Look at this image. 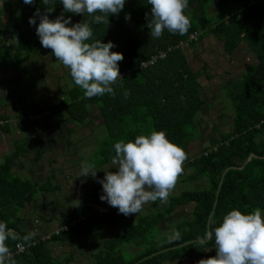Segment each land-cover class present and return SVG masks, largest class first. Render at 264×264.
Returning <instances> with one entry per match:
<instances>
[{
  "label": "trees",
  "instance_id": "16d2710c",
  "mask_svg": "<svg viewBox=\"0 0 264 264\" xmlns=\"http://www.w3.org/2000/svg\"><path fill=\"white\" fill-rule=\"evenodd\" d=\"M16 1L20 16L12 13V25L9 23L2 33L7 37L2 49L9 50L5 44H13L18 52L29 56L37 54L42 49L36 34L39 17H36L35 25L29 24V18L37 9L44 13L45 6L41 0H34L31 5L23 3V0ZM5 4L10 6L11 1H3L0 16L6 8ZM53 4L54 10L48 13L50 19L63 13L65 19L71 17V24L91 20L86 13H65L61 0H50L49 8ZM150 11L148 0H126L118 15H109V24L90 25L93 40L111 41L115 45L111 51L123 54L124 59L119 62L123 79L113 85L115 96L106 94L88 99L74 90V95H68L70 101L66 105L49 103L41 107L31 102L25 104L12 120L0 121V129L15 125L24 134L32 125L44 123L45 119L52 122L55 117L63 119L61 123L56 121L55 125L76 123L83 126L85 122H90L85 127L92 124L94 114L91 108H96L104 122L103 129L107 130L114 143L120 139L134 140L141 131L162 130L188 155L190 145L196 143L201 135L200 112L209 102L203 100L196 84L199 74L207 68L201 66L193 72L189 67L190 56L200 62L206 47H213L211 40L216 39L227 55H232L236 48L241 47L249 58H254L255 61L246 67L239 80L231 75V79L226 81L232 85L238 80L237 94L233 93L236 88L231 94L226 88L233 107L230 118L232 132L225 135L219 131L217 138L201 149L198 156L191 157L189 165L192 173L178 178V182L183 184L203 180L205 187L194 191L181 189L175 195L171 193L166 204L159 200L150 202V208L157 209L156 213L140 215L138 221L124 218V225L120 216L108 221L105 227L119 224L120 230L107 241V252L96 255L97 264H185L188 258L202 257L207 250L215 249L214 237L202 246L195 243L196 238L208 230L210 220L216 221L215 227L232 209L247 213L260 207L264 212V0H188L185 13L190 18L191 27L183 36L165 30L160 38H153L147 28L146 13L150 14ZM126 14L130 19L126 20ZM246 59L243 58L242 63ZM201 64L209 65L204 59H201ZM63 68L64 74L70 75ZM224 113L229 114L226 108ZM29 117L35 119L29 120ZM66 140L67 137H64L62 142ZM37 144L34 142L35 146ZM38 146V149L34 147L35 160L41 159L45 150L44 144ZM101 153L105 156V163L115 155L114 151ZM20 154L16 150L0 164V221L6 222L22 237L27 233L19 227L23 221L21 210L39 191L49 189L47 184L51 180L38 188L37 183L16 177L11 171V163ZM189 204L192 206L190 220L168 223L181 232V239L174 244L167 243L170 230L163 232L161 225L173 215L175 208ZM64 216L66 220L58 229H67H60L57 235L41 240L33 238L31 246L25 245L22 240L8 241L17 264H50L54 260L48 249L49 242H70V236L81 237L90 232L93 223L83 216L80 209H73ZM72 220L78 222L70 226ZM151 233H154L151 243L142 241L143 235ZM158 235L165 240L161 247H156L154 242ZM124 243L140 246L143 249L140 256L124 258L120 250ZM18 244L24 247L23 251L18 250Z\"/></svg>",
  "mask_w": 264,
  "mask_h": 264
},
{
  "label": "clouds",
  "instance_id": "9594fccd",
  "mask_svg": "<svg viewBox=\"0 0 264 264\" xmlns=\"http://www.w3.org/2000/svg\"><path fill=\"white\" fill-rule=\"evenodd\" d=\"M125 2L61 0L65 13H86L91 17L88 22L71 24V17L65 19L63 13L50 19L48 13L54 10L55 5L49 8L50 0H41L45 6L44 13L37 9L29 18V24L35 25L36 17H39L36 34L42 47L51 49L56 60L69 70L84 98L106 94L115 96L113 85L123 79L119 70L123 54L111 51L115 47L111 41L93 40L90 25L109 24V15H118ZM23 3L31 5L34 0H23ZM148 5L151 11L146 13L147 28L153 38H160L165 30L181 36L187 34L191 27L190 18L185 13L188 0H148ZM125 18L130 19V16L126 14ZM114 152L111 162L116 171H104L103 179L97 181L102 185V201L125 216L140 213L150 202H168L184 171L187 153L171 142L165 131L149 129L147 133L141 131L134 140L120 139L114 143ZM96 175L95 164H81L78 177L96 178ZM215 223V220H210L208 230L203 236H198L195 243L202 246L214 237L216 254L199 260L197 264H264V212L260 207L247 213L232 209L223 215L218 226L213 227ZM34 235L29 232L20 237L6 222L0 221V264H17L8 245L9 240H22L31 246ZM180 239L181 232L176 228L170 229L167 243L174 244Z\"/></svg>",
  "mask_w": 264,
  "mask_h": 264
},
{
  "label": "crops",
  "instance_id": "0c3cea01",
  "mask_svg": "<svg viewBox=\"0 0 264 264\" xmlns=\"http://www.w3.org/2000/svg\"><path fill=\"white\" fill-rule=\"evenodd\" d=\"M16 0L11 1V5L5 4V10H3L1 16H0V48L2 49V45L6 43L7 37L6 35H3L2 33L5 31V27L13 20L12 13H15V15L18 17L20 16L19 11L16 8L13 7V5L16 6ZM0 6H3L0 2ZM12 25V23H10ZM9 48V50L2 49L1 51L4 52L2 54L0 52V59L2 57L10 56L11 57V66H0V121L1 120H7L10 121L13 118H15L19 112H21V109L23 106L28 103L33 102L37 106L44 107L48 105L49 103H58L61 104L62 100L61 97H69L67 92H62L61 86L57 85L54 86L52 84L51 86H48L46 82L51 81L49 79V73L48 69L51 64H54L57 62L58 67L60 68V62L56 60L54 55L52 54L51 49H46L42 47V49L34 55H28L24 54V52H18V50L15 48V45L13 44H5ZM223 50V49H222ZM222 55V53H220ZM226 54V53H225ZM227 55V54H226ZM229 59L225 60L223 66L228 65L231 63V60H235L237 67L241 68V72L238 74V77H235V79H240L242 73L246 70V67L253 63L255 60L254 58H249L245 54V50L241 47H238L235 49L234 53L232 55H227ZM247 58L246 60L249 61L247 63L244 61L242 63L243 58ZM212 61H217V59L214 57ZM22 63H27L31 66V70L35 73L40 72V82H43V86H40L39 88L34 89L33 86H25L22 84L23 81V70ZM21 64V65H20ZM20 65V66H19ZM45 65V66H43ZM222 65V60H221ZM202 67L207 68L204 73H200L198 77L204 76L205 79L202 80V82H196L199 93L201 94V97L203 95H206L207 92L211 96L215 93H220L222 90H226L228 87L229 90H231V85H229V82H226L227 80L231 79L232 72L229 70H222V74L224 76H227L228 78L224 82H208L210 79L209 72H212L217 77L218 75L217 71L219 68L218 64H209L207 66L202 65ZM196 69L193 72H196L200 69ZM63 69V67L61 68ZM223 78V77H222ZM36 86H39V84H36ZM48 86V87H47ZM217 91V92H216ZM228 92V91H227ZM224 93V92H223ZM56 100V102H52V100ZM204 100V99H203ZM208 101L210 99H207ZM3 101V103H1ZM56 104V105H58ZM206 109V106L205 108ZM204 109L202 110V113L200 112L201 116L203 115ZM211 111L213 113V109L211 108ZM224 112V110H222ZM212 113H210L211 116L207 117V123H211L212 119ZM231 114V113H230ZM219 119L221 121H224L228 118V116L221 115L216 116L214 119ZM10 119V120H9ZM230 119V118H229ZM205 119L199 121H204ZM58 121V120H57ZM206 121V120H205ZM12 124V123H11ZM57 124L56 121L53 123L49 119H45L44 123H41L39 125H32L31 128L28 130L26 134H24L19 128H17L15 125H9L13 127V129H9V126L4 129H0V159L6 158L9 155L13 154L15 150V146L18 145L17 142H20L22 139L28 138L31 141V135L32 137L37 138L38 140H33L35 142H40L45 145V150L43 152V156L41 159L35 160L34 159V147H28L27 154L24 156H21L16 159L11 166V171L13 173L24 170L29 177L30 180H24V181H31V183L34 184H42L45 183L47 180L51 181H58L60 183L59 185H56L54 189L51 187L47 190H41V195L39 192L36 194L35 198L27 203L25 207L21 210V218L22 222L19 224V227L21 231L25 233L32 232L34 233V239L41 240L42 236H50L54 230L59 228L61 225H63L64 221L66 220L65 214H68L73 209H80L83 212V216L85 218H88V221L90 223H93V225L90 227V232L88 231L87 234H91L92 228H96L99 230H102L104 228H101V226H98V217L99 216H105L109 220L112 221L114 217H122L123 219L129 218V219H137V216L141 213H148L149 210H142L138 214H131L128 216H125L121 213H119L118 209H114L115 207L110 206L106 201H102L100 199L101 195H103V189L102 185L98 183L97 185L93 184L88 177H78L80 174V171H68L65 169V166L70 164H62V160L68 159L70 155H73L75 153V147L76 145L71 143V140L69 138L70 133H75L72 128L69 130L68 128H63L58 131L60 133L58 134L56 129L45 131L46 125H52ZM202 124V123H201ZM206 124V123H205ZM232 129V127H231ZM72 130V131H71ZM219 131V130H218ZM218 131L214 130V123L212 124V128L210 130V126L205 127L201 126L200 133L201 135H211L218 134ZM221 132V131H220ZM57 135L54 136L53 134ZM26 135V137H23ZM65 135V136H62ZM200 135V136H201ZM67 137V140L65 142H62V139H57V137ZM203 138V137H202ZM196 145H193L192 148H194ZM85 149H88L87 146H85ZM202 149V148H201ZM107 164H112L110 161ZM62 166L64 168L62 169ZM105 170L102 169V177L105 176ZM109 171V170H108ZM111 171H116V169L112 168ZM17 177V175H16ZM41 182V183H40ZM96 192V193H95ZM90 200V201H89ZM92 201V202H91ZM151 209V208H149ZM172 216V215H171ZM167 218L169 221H164L167 224L171 223L174 224L175 222H171L173 218ZM82 218V217H80ZM184 220V219H181ZM179 221V220H178ZM114 225V224H108V227H105V230L108 232V238L106 241L110 239V237L114 236L119 230L120 226ZM170 225V224H169ZM166 227H170V226ZM171 229V227L169 228ZM85 234V235H87ZM81 237H69L68 239L71 240L68 242L67 240H57V241H51L48 243V249L50 250V256L54 260L53 262L50 261L49 263L52 264H73V260L76 258V254L73 252L78 250H72L74 246L78 243L80 245L81 241H79ZM161 238L162 245L165 243V240ZM73 242V243H72ZM83 242V241H82ZM155 242V241H154ZM103 246H105V242H102ZM107 244V242H106ZM92 248V244L89 245ZM135 248L141 249L140 246H136ZM89 249V252L87 250H84L83 252H80L79 255L83 256L84 263L81 264H88L92 259L94 262H91L90 264H97V257L92 253V250ZM54 251H57L56 253L52 254ZM66 254L65 257L59 258L58 254ZM98 255V254H97ZM74 256V257H73ZM137 256H140L139 254L135 255L133 258H138ZM76 261V260H75ZM74 261V264L76 262ZM78 261V260H77Z\"/></svg>",
  "mask_w": 264,
  "mask_h": 264
},
{
  "label": "rangeland",
  "instance_id": "374dc122",
  "mask_svg": "<svg viewBox=\"0 0 264 264\" xmlns=\"http://www.w3.org/2000/svg\"><path fill=\"white\" fill-rule=\"evenodd\" d=\"M2 1H4V0H0L1 4H2ZM10 1H12V0H10ZM13 7L16 8L15 5H13ZM213 40H211L212 44L214 45V46L212 45L213 47L207 46L206 49L203 48L207 51H206V53H204L201 56V58H199L200 62L197 58H191V56H190L189 67L194 71L196 69H198L199 67H201L203 65V64H201V59L206 60L208 64H211V63L212 64H218L219 68H218L217 73L220 76L217 77L212 72H209L210 79L208 80V82H224L228 77L224 76L221 73L222 70H229L230 72H232L233 76L238 77V74L241 72V68H239V67H237V65H235L236 61L234 59L231 60V63H229L228 65L223 66L225 60H227L229 58L223 52L222 48L218 45L217 40L216 39H213ZM188 52L190 55V50H188ZM201 52H202V49L199 53H201ZM1 53L4 54L3 51H1ZM220 53H222V55ZM24 54H26V53L24 52ZM191 55H193V53H191ZM214 57L217 59V61H212V59ZM11 60L12 59L10 56L2 57L0 59V66H11L12 65ZM221 60H222V65H221ZM246 62L249 63V61H246ZM43 66H45V65H43ZM62 67H64V66L60 63V68H59L57 62H55L54 64H51L49 66L50 69H48V73H49V79L51 81L46 82V84H48V86H51L52 84H54V86H56V84H57V85L61 86L62 92H67L68 95L69 94L74 95L75 94L74 90L78 91L79 94L82 95L83 91L78 86H76L74 84V81L72 80L70 75L64 74V70H63L64 68L61 69ZM21 69L23 70V73H22V76H23L22 84L23 85H25V86H33L34 85V89L39 88L40 86H43V82L39 81L40 75H41L40 72L35 73V72L31 71V67L27 63H22ZM68 72H69V70H68ZM203 79H205V77L201 76L199 78V81L202 82ZM238 80L235 82V84H234V82H232L231 90L229 91L230 94H231L233 88H236L235 91H233V93L237 94ZM36 84H39V86H36ZM208 92L206 95L202 96V98L204 100H207V99H210V100L206 105V109H204L202 117L199 118L201 120H203V119L206 120V121L205 120L201 121V123H202L201 126H205V127L210 126V130H211L212 124L214 123V130L215 129L217 131L219 130V131H221L222 134H225V135H226V133H231L232 132L231 119H229V118H231V114L233 113V107H232V104L230 101V95L227 94L226 90H223L224 93L221 90L220 93H215L214 95H212V98H211V96L208 94ZM61 100H62V103H61L62 105H66L70 101L69 97H67V96H65V97L62 96ZM52 102H56V100L53 99ZM1 103H3V101H1ZM211 108L214 110L213 113L211 111ZM224 108H226V111L229 114H225L222 111V110H224ZM91 111L94 114V117H91V120H92L91 125L84 127L85 124L90 123V122H85L83 124V126L78 125L76 123H72L71 125L62 126L60 123L63 121V119L55 117L52 120L54 122L58 120L60 123L58 122L59 123L58 125H55V124H52L50 126L46 125L44 129H45V131L56 129L58 134L60 133V131H58V130L66 128V127L69 129L72 128L74 131H76L75 133L72 132L69 135L71 143L74 145L76 144V146H74L76 151L73 155H70L68 159L62 160V164L63 165L67 164V163L70 164V165L65 166V169L68 171L72 170L75 172L80 171L81 164L83 162L95 164V170L97 171L96 178H93L91 176H89V178L93 184L97 185L98 184L97 181L99 179H101V177H102V169L105 171H108V170H112V168L115 169L116 166L113 164H107L104 162L105 156H103V154L101 152L102 151H110V152L114 151V142L110 140L107 130L103 129L104 122L101 119V115L98 113L97 109L91 108ZM210 113H212V119L211 118H209V119L211 120L212 124L207 123L208 122L207 117L211 116ZM221 115L228 116V118L224 121H221V120L216 118V119H214V122H213V118H215L216 116L220 117ZM9 129L11 131V129H13V127L9 126ZM53 135L57 136L55 134H53ZM29 136L31 137V141H32V139L35 141L38 140L37 138L32 137L31 135H29ZM62 136H65V135H62ZM62 136L57 137V139L60 138L63 140L64 137H62ZM23 137H26V135H24ZM28 138H25V140L22 139L20 142H17L18 145L15 146V150H19V152L21 153L20 154L21 156H24V154L28 153L27 152L28 147H35L37 149L39 147L38 146L40 144L39 141H38V144L35 146L34 145L35 141H33L31 143V141L28 140ZM213 138H217V134L211 133V135H208V134L207 135H201L198 138L196 143H193L190 145L189 149L187 150V151H189L188 155H187V160L185 161L184 166H183L184 171H183L182 175H180V177H185V175L192 173V169L189 165V162H191V157L192 156H198L201 153V148L203 149L205 146H207ZM193 145H196V146L194 148H192ZM85 146H87L88 149H85ZM4 161H5V158H1L0 164L3 163ZM13 163H14V161H12L11 165H13ZM63 168H64V166H62V169ZM13 174L17 175V177L21 180H30L31 179L29 177V175L24 170L15 172ZM181 179H183V178H181ZM181 179H179V180H181ZM49 184H50V186H49ZM49 184H47L48 188L51 187L52 189H54V187L56 185H59L60 183H58V181H49ZM205 185L206 184L203 180H198L197 182L194 181V182L189 183V184L188 183L183 184V183L177 182L172 193H173V195H175L181 189H182V191H184L185 189H190L191 191L199 190V189H202L203 187H205ZM40 186H43V182H42V184H38V188ZM39 194L41 195V192H39ZM150 207H151V203H147L143 206V209H142L143 211L149 210L150 211L149 216H151L150 214H152V213L155 214L156 213L155 211H157V209H149ZM114 209H117V208H114ZM191 212H192L191 204L184 205L182 207H177V208H175L173 215L171 216V218H173L171 220V222H175L178 220L181 221V219L190 220ZM140 215H145V213H141ZM138 218H139V214L137 216V221H138ZM108 220L109 219L103 215L99 216L98 220H96V221H98V224H96V225L104 227V229L99 230L96 228L95 229L92 228L91 234H87L84 237L79 239V241H81L80 245L77 243L76 246H74L72 249V250L78 249V250L73 252L74 254H76V258H75L76 261L73 260V264H74V261L76 262V264L84 263V260H83L84 257L79 255V254H80V252H83L84 250H87L89 252V249L91 247L89 245H91V244H92V248L90 250H92V253L94 255L107 252L108 247L106 246V242H107L106 239L108 238L107 237L108 232L105 230V226H106ZM167 221H169V220H167ZM178 222H176V223H178ZM123 223H124V225L126 224V221L124 219H123ZM166 226H168V224L166 222H164L161 225V229L163 232H167L168 230H170ZM153 234L154 233H151L149 235H143L142 241L151 243V238H152ZM164 235H166V234H164ZM46 238H47V236L41 237V239H46ZM154 241H155L156 247L162 246V243H161L162 241H161V238L159 235L154 239ZM102 242H105L104 243L105 246H103ZM135 246L136 245H133V244H125V243L122 244L120 247V250H121L123 257L128 259L127 257L133 258L137 254L140 255L143 249L142 248L137 249V248H135ZM56 252L57 251H54L52 254H54ZM128 253H129V255H128ZM215 254H216L215 249H209L206 251V253L204 255H202V257H196L194 259L188 258V261L185 264H197V262L199 260L206 259L210 256H214ZM65 255L66 254H62V253L58 254L60 259L65 257ZM91 262H94L92 257H91V260L88 264H90ZM52 264H54V263H52ZM174 264H176V263H174Z\"/></svg>",
  "mask_w": 264,
  "mask_h": 264
},
{
  "label": "built area",
  "instance_id": "2783aa9c",
  "mask_svg": "<svg viewBox=\"0 0 264 264\" xmlns=\"http://www.w3.org/2000/svg\"><path fill=\"white\" fill-rule=\"evenodd\" d=\"M41 114H44V113H41ZM21 119H23V118H21ZM34 119H35V117H29V120H34ZM76 222H78V221H77V220H72V221L69 223V225L72 226V225L75 224ZM60 229L66 230L67 227H63V228H60ZM60 229L54 230L53 233H52L50 236H52V235H57ZM50 236H47L46 239H48ZM18 245H20V246L18 247ZM18 245H17L18 250H19V251H23L24 247H23L21 244H18Z\"/></svg>",
  "mask_w": 264,
  "mask_h": 264
}]
</instances>
